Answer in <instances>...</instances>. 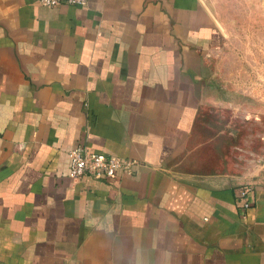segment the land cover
<instances>
[{
  "label": "crops",
  "instance_id": "1",
  "mask_svg": "<svg viewBox=\"0 0 264 264\" xmlns=\"http://www.w3.org/2000/svg\"><path fill=\"white\" fill-rule=\"evenodd\" d=\"M217 40L203 0H0V264H264V178L175 166Z\"/></svg>",
  "mask_w": 264,
  "mask_h": 264
},
{
  "label": "rangeland",
  "instance_id": "2",
  "mask_svg": "<svg viewBox=\"0 0 264 264\" xmlns=\"http://www.w3.org/2000/svg\"><path fill=\"white\" fill-rule=\"evenodd\" d=\"M203 2L219 40L205 56L201 107L175 166L251 182L264 178V0Z\"/></svg>",
  "mask_w": 264,
  "mask_h": 264
},
{
  "label": "built area",
  "instance_id": "3",
  "mask_svg": "<svg viewBox=\"0 0 264 264\" xmlns=\"http://www.w3.org/2000/svg\"><path fill=\"white\" fill-rule=\"evenodd\" d=\"M87 0H39L44 6H56L62 3L83 5ZM69 176L79 178L88 176L91 179H111L119 174L131 176L134 172L136 161L129 158L110 156L105 153L92 152L83 146H77L68 152ZM248 189L241 191V196L247 195ZM245 207L248 204H244Z\"/></svg>",
  "mask_w": 264,
  "mask_h": 264
}]
</instances>
